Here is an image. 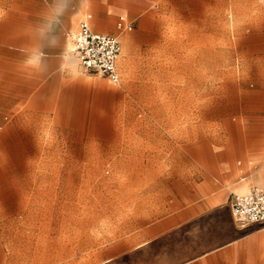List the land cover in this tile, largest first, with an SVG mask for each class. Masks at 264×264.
Segmentation results:
<instances>
[{
	"label": "rangeland",
	"instance_id": "1",
	"mask_svg": "<svg viewBox=\"0 0 264 264\" xmlns=\"http://www.w3.org/2000/svg\"><path fill=\"white\" fill-rule=\"evenodd\" d=\"M106 2L0 0V185L71 193L113 218L145 145L247 109V90L264 79V0L107 4L104 28L122 43L119 83L88 73L71 51L70 34L87 13L104 16ZM122 12L131 31L117 26Z\"/></svg>",
	"mask_w": 264,
	"mask_h": 264
},
{
	"label": "crops",
	"instance_id": "2",
	"mask_svg": "<svg viewBox=\"0 0 264 264\" xmlns=\"http://www.w3.org/2000/svg\"><path fill=\"white\" fill-rule=\"evenodd\" d=\"M107 4L116 11L129 2L107 0L101 18L87 13L96 30L109 32L96 24L109 22ZM258 82L247 90L246 110L189 125L180 142L145 145L150 154L136 160L139 174L117 217L109 207L95 217L71 193L0 185V264H264V223L241 225L231 207L233 194L264 189Z\"/></svg>",
	"mask_w": 264,
	"mask_h": 264
},
{
	"label": "built area",
	"instance_id": "3",
	"mask_svg": "<svg viewBox=\"0 0 264 264\" xmlns=\"http://www.w3.org/2000/svg\"><path fill=\"white\" fill-rule=\"evenodd\" d=\"M117 26L132 30L134 22L121 16ZM70 39L72 52L84 70L105 77L112 83L120 82L118 59L122 43L117 34L96 30L88 19H83L78 30L70 34ZM231 207L241 225L264 223V189L254 187L247 193L233 194Z\"/></svg>",
	"mask_w": 264,
	"mask_h": 264
},
{
	"label": "bare ground",
	"instance_id": "4",
	"mask_svg": "<svg viewBox=\"0 0 264 264\" xmlns=\"http://www.w3.org/2000/svg\"><path fill=\"white\" fill-rule=\"evenodd\" d=\"M119 1H120V0H119ZM115 3H116V2H115ZM117 6H118V5H117ZM105 19H106V18H105ZM97 20H98V19H97ZM102 21H104V20H102ZM93 22H94V21H93ZM97 22H98V21H97ZM95 23H96V22H95ZM96 24H98V25H97V28L99 27L100 29H105V28L102 27V24H101V23L99 24V22H98V23H96ZM96 24H95V25H96Z\"/></svg>",
	"mask_w": 264,
	"mask_h": 264
}]
</instances>
